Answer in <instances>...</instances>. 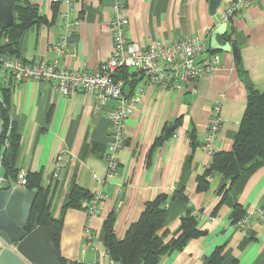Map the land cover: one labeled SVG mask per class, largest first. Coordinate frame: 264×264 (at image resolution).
<instances>
[{
    "label": "crops",
    "instance_id": "crops-1",
    "mask_svg": "<svg viewBox=\"0 0 264 264\" xmlns=\"http://www.w3.org/2000/svg\"><path fill=\"white\" fill-rule=\"evenodd\" d=\"M27 1L44 21L23 34L21 60H59L63 67L75 70L94 71L111 57L112 20L120 7V16L128 21V41L142 47L199 38L212 50L211 36L218 27L217 16L210 15V0H74L70 17L79 26L69 35L66 50L60 52L54 47L65 34L60 12L67 7L51 0L42 5ZM232 1L223 0L218 12ZM227 39L237 45L241 63L232 52L217 51L220 70L182 91L148 85L138 72L130 78L133 87L125 96L139 99L140 104L127 119V142L118 154V176L113 179L107 178L104 156L116 102H109L94 116L93 98L84 93L62 97L46 82H4L0 77V90L9 91L10 117L20 135L17 167L20 172L40 174L42 184L50 187L52 216L62 222L60 255L67 264H119L110 259L104 246L105 220L115 214V234L122 240L145 205L160 195L169 198L163 230L167 240L188 213L198 217V228L204 233L165 256L160 264H211L217 250L222 252L221 264H264V224L255 222L246 230L239 229L226 204L213 214L221 201L222 177L212 176L207 191L197 190L198 178L213 159L203 143L214 107L219 105L223 120L213 142L215 153L230 152L247 109L249 89L264 90V0H253L250 7L235 14ZM56 168L57 179L53 177ZM73 185L93 196L96 192L105 195L97 215L89 218L85 209L66 207ZM181 191L186 201L176 198ZM236 194L251 219L264 211V166ZM88 228L93 235L89 248Z\"/></svg>",
    "mask_w": 264,
    "mask_h": 264
},
{
    "label": "trees",
    "instance_id": "trees-1",
    "mask_svg": "<svg viewBox=\"0 0 264 264\" xmlns=\"http://www.w3.org/2000/svg\"><path fill=\"white\" fill-rule=\"evenodd\" d=\"M15 23L3 29L0 34V54L21 59L20 40L23 34L32 26L44 21L36 7L27 0H17L14 8ZM227 39V35L225 36ZM217 53V51H214ZM137 72L129 69L119 72L117 78L123 80L126 86L133 87V80ZM244 75L243 80L246 81ZM0 112L3 133L0 137L1 172L7 180L18 182L20 170L17 167L20 155V135L15 123L10 117L9 91L0 90ZM8 147L4 149L5 144ZM264 166V90L249 89L247 109L236 135L230 152H217L213 155L211 165L198 178L197 190L209 189V178L219 175L223 179V186L219 190L221 201L217 210L223 204L232 209L233 224H237L246 213L238 203L237 194L245 186L248 179ZM27 189L37 192L26 231L31 233L42 227L49 236L52 248L59 255L58 264H67L60 255V239L62 222L55 219L51 213L53 193L50 187L42 184L40 174L28 173ZM176 198L186 201L181 192ZM93 195L83 188L73 185L67 208L89 210ZM167 195H160L145 205L139 220L130 226L125 237L120 240L115 234V214L111 213L104 223V246L111 260L119 264H160L162 259L174 251L182 250L186 244L204 233L198 228V217L188 213L181 218L180 226L173 237L167 240L168 234L163 232L166 226ZM222 252L217 250L211 259V264H221ZM77 264V263H75Z\"/></svg>",
    "mask_w": 264,
    "mask_h": 264
},
{
    "label": "built area",
    "instance_id": "built-area-1",
    "mask_svg": "<svg viewBox=\"0 0 264 264\" xmlns=\"http://www.w3.org/2000/svg\"><path fill=\"white\" fill-rule=\"evenodd\" d=\"M42 5L45 0H37ZM52 4L66 6L67 11L60 12L65 34L62 36L55 50L63 52L68 45L71 32L79 26L78 20H73L70 13L74 10V0H51ZM253 0H233L223 11L217 13L216 25L231 24L232 18L240 9L248 8ZM122 8L116 10L112 20L113 53L111 57L96 70H75L63 67L59 60L52 63L37 61L34 63L19 58L0 54V77L4 82L13 79L16 83L26 81L49 83L56 93L62 97H71L77 93H84L93 98L92 115L97 116L109 102H116L110 113L111 134L108 150L104 156L107 178L118 176V154L125 148L127 142L126 122L134 109L140 104L139 99L125 96L126 84L117 78L124 69L140 73L148 85L163 90L182 91L187 85L196 84L204 75H212L221 68V60L214 53L208 43L199 38H186L175 43L155 42L148 47L137 43H130L126 34L127 19L120 16ZM131 80V79H129ZM219 105L214 107L208 134L204 138L203 148L210 155L215 154L213 142L222 126ZM8 143L5 144V148ZM28 173L21 171L18 176L20 187L27 184ZM54 178L59 177V169L54 171ZM7 179L1 176L0 156V191ZM102 192H96L88 210L89 218L98 214L100 203L105 199ZM217 218L212 219L216 221ZM264 224V211L260 210L251 219L247 215L237 222L239 229L246 230L253 223ZM88 231L87 247H93V235ZM86 250L83 251L85 253ZM107 255L109 256L108 252ZM91 264H99L94 262Z\"/></svg>",
    "mask_w": 264,
    "mask_h": 264
},
{
    "label": "water",
    "instance_id": "water-1",
    "mask_svg": "<svg viewBox=\"0 0 264 264\" xmlns=\"http://www.w3.org/2000/svg\"><path fill=\"white\" fill-rule=\"evenodd\" d=\"M17 0H0V34L15 23ZM223 0H210V15L216 16ZM226 24L219 25L211 36L213 51L232 52L238 64L240 51L235 43L224 40ZM129 86L124 89L127 95ZM3 133L0 112V137ZM37 192L8 180L0 191V264H58L59 255L52 248L48 233L42 227L26 231Z\"/></svg>",
    "mask_w": 264,
    "mask_h": 264
}]
</instances>
